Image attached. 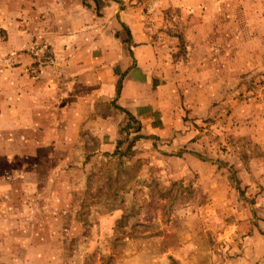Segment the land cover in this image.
<instances>
[{
    "label": "rangeland",
    "instance_id": "rangeland-1",
    "mask_svg": "<svg viewBox=\"0 0 264 264\" xmlns=\"http://www.w3.org/2000/svg\"><path fill=\"white\" fill-rule=\"evenodd\" d=\"M122 3L176 89L170 133L130 121L111 154L87 129L45 151L4 113L0 233L30 236L0 239V264H264V0ZM6 36L0 110L53 60L18 64Z\"/></svg>",
    "mask_w": 264,
    "mask_h": 264
},
{
    "label": "crops",
    "instance_id": "crops-1",
    "mask_svg": "<svg viewBox=\"0 0 264 264\" xmlns=\"http://www.w3.org/2000/svg\"><path fill=\"white\" fill-rule=\"evenodd\" d=\"M123 1L0 0V30L7 35L1 49L19 53L18 64L41 62L27 55L26 59L22 50L39 56L48 49L53 56L52 64L41 63L30 88L12 90L11 106L0 110V125L4 113H11V125L27 123L36 143L42 144L38 150L45 151L59 136L65 144L77 143L81 129H87L98 141L96 152L102 154L113 152L118 129L130 121L160 139L170 133L169 102L176 89L156 77L155 46L129 12L118 9ZM105 102L107 110L97 112ZM29 236L0 233L1 240L23 241Z\"/></svg>",
    "mask_w": 264,
    "mask_h": 264
}]
</instances>
